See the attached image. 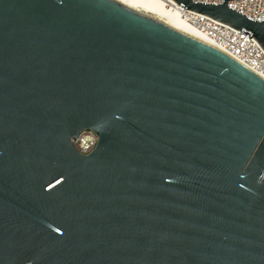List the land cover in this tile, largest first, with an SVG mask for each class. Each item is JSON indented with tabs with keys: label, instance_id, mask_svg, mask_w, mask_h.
<instances>
[{
	"label": "water",
	"instance_id": "water-1",
	"mask_svg": "<svg viewBox=\"0 0 264 264\" xmlns=\"http://www.w3.org/2000/svg\"><path fill=\"white\" fill-rule=\"evenodd\" d=\"M0 264H264V77L117 0H0Z\"/></svg>",
	"mask_w": 264,
	"mask_h": 264
},
{
	"label": "built area",
	"instance_id": "built-area-1",
	"mask_svg": "<svg viewBox=\"0 0 264 264\" xmlns=\"http://www.w3.org/2000/svg\"><path fill=\"white\" fill-rule=\"evenodd\" d=\"M195 2L222 4L224 0H193ZM228 6L253 20L264 19V0H228ZM183 8V7H182ZM186 18L219 49L240 63L264 77V50L251 37L233 26L209 16L183 8ZM74 147L82 154H90L98 142L97 134L92 130L83 131L72 140Z\"/></svg>",
	"mask_w": 264,
	"mask_h": 264
},
{
	"label": "bare ground",
	"instance_id": "bare-ground-1",
	"mask_svg": "<svg viewBox=\"0 0 264 264\" xmlns=\"http://www.w3.org/2000/svg\"><path fill=\"white\" fill-rule=\"evenodd\" d=\"M141 13L157 20L210 45L214 43L202 36L199 30L186 18L182 7L172 0H117ZM218 48V47H217Z\"/></svg>",
	"mask_w": 264,
	"mask_h": 264
}]
</instances>
